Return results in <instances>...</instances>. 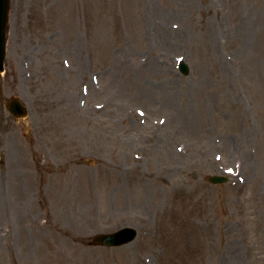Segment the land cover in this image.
<instances>
[{"label": "rangeland", "instance_id": "obj_1", "mask_svg": "<svg viewBox=\"0 0 264 264\" xmlns=\"http://www.w3.org/2000/svg\"><path fill=\"white\" fill-rule=\"evenodd\" d=\"M10 3L0 264H264V0Z\"/></svg>", "mask_w": 264, "mask_h": 264}, {"label": "water", "instance_id": "obj_2", "mask_svg": "<svg viewBox=\"0 0 264 264\" xmlns=\"http://www.w3.org/2000/svg\"><path fill=\"white\" fill-rule=\"evenodd\" d=\"M9 0H0V71L4 69V59H5V43H6V29L8 23V15H9ZM16 109L12 106L11 110L16 111L18 114L25 115L26 110L23 106H21L18 102H16ZM226 178L223 177H211L210 181L217 183L225 181ZM136 232L133 229H123L119 232L107 235H100L96 239H98L99 243L107 244V245H115L122 244L128 242L134 238Z\"/></svg>", "mask_w": 264, "mask_h": 264}]
</instances>
